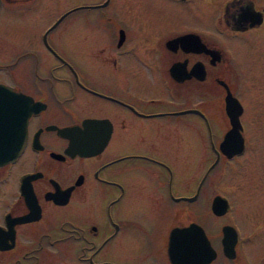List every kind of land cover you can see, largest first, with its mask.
I'll return each mask as SVG.
<instances>
[{
    "label": "flooded vegetation",
    "instance_id": "1",
    "mask_svg": "<svg viewBox=\"0 0 264 264\" xmlns=\"http://www.w3.org/2000/svg\"><path fill=\"white\" fill-rule=\"evenodd\" d=\"M15 124L0 264H200L191 223L208 264H264V0H0L1 135Z\"/></svg>",
    "mask_w": 264,
    "mask_h": 264
},
{
    "label": "water",
    "instance_id": "2",
    "mask_svg": "<svg viewBox=\"0 0 264 264\" xmlns=\"http://www.w3.org/2000/svg\"><path fill=\"white\" fill-rule=\"evenodd\" d=\"M29 114L30 113L22 115L21 113V114H14L13 116L15 117V120L16 119L19 120L18 123L21 122L24 124ZM231 118H232V122L235 121L239 123L238 114L235 115L233 114ZM19 132H20L19 127H16V124L13 125V127L11 128V135L8 137L2 136L0 130V159L1 158L6 159V157L8 156H15L18 153H20L23 144H22V139L17 137ZM230 133L231 131L227 133L225 137L226 141L222 143V146L224 145L226 146V148L227 147L231 148L232 146V145L230 146L229 143L227 142L230 139ZM235 147L238 148L239 151L243 149V145L240 146L235 145ZM235 147H233L232 149H235ZM228 208H229V204L226 197L216 196L213 199L212 209L215 213L218 214L224 213L225 211L228 210ZM188 227L189 229L187 233L178 235L179 240L180 237L182 236L184 240L183 244L186 243L187 245V248L184 247L181 249L186 252L185 253L186 258L200 261V264H208L215 257V249L211 246L210 241L204 229L201 226L197 225L196 223H191L190 226ZM224 240H225L224 241L225 251H227L230 248L232 249V246L234 247L233 240L231 241H226V239ZM175 245H176L175 232H172L170 239V250L171 248H173L172 253H174L175 256H177L179 259L178 253L180 252V248L178 247L176 248ZM194 245H196L197 247H194Z\"/></svg>",
    "mask_w": 264,
    "mask_h": 264
},
{
    "label": "rangeland",
    "instance_id": "3",
    "mask_svg": "<svg viewBox=\"0 0 264 264\" xmlns=\"http://www.w3.org/2000/svg\"><path fill=\"white\" fill-rule=\"evenodd\" d=\"M252 94H255V92H257L255 89H251L250 90ZM206 163L207 162H204V169H205V166H206ZM228 165V164H227ZM201 171H199L200 173ZM215 178V175L213 174L211 181H209V185L205 186V189H204V194H203V198H202V202L206 205V204H210L211 203V199L213 197V195L215 194L216 191H214V188H213V185H212V180ZM198 179H194V180H190L189 179V188H188V191L191 192L194 187H195V184H196V181ZM228 182H224L221 184V189H223V191H219L220 193L224 194V193H230V195L236 200L237 198L235 197V191L230 189V188H227V190L224 188V186L227 184ZM224 192V193H223ZM236 202L238 203V201L236 200ZM196 210H193L192 212V216L194 219H198L201 221V223L207 228V231H212L211 230V227H213V225H216V224H219L218 222V219H216V217L213 216L212 212H211V209L210 207H207V209L205 208L202 212V214L200 215H197L196 214ZM244 208L242 207V204H239L237 205L235 208L232 209V212H231V219L233 222H235L236 224L237 223H241L242 221H244ZM221 219V218H219ZM225 219V218H224ZM222 219V220H224ZM241 253V252H240Z\"/></svg>",
    "mask_w": 264,
    "mask_h": 264
}]
</instances>
